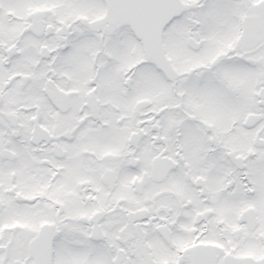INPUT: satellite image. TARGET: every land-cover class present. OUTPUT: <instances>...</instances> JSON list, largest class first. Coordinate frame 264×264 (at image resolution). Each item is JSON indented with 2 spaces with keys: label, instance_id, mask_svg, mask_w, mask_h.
<instances>
[{
  "label": "snow or ice",
  "instance_id": "obj_1",
  "mask_svg": "<svg viewBox=\"0 0 264 264\" xmlns=\"http://www.w3.org/2000/svg\"><path fill=\"white\" fill-rule=\"evenodd\" d=\"M0 264H264V0H0Z\"/></svg>",
  "mask_w": 264,
  "mask_h": 264
}]
</instances>
